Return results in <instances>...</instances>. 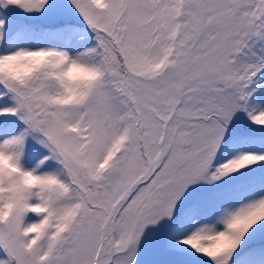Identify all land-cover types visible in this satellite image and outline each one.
<instances>
[{
	"label": "snow or ice",
	"instance_id": "6c2138e0",
	"mask_svg": "<svg viewBox=\"0 0 264 264\" xmlns=\"http://www.w3.org/2000/svg\"><path fill=\"white\" fill-rule=\"evenodd\" d=\"M0 264H264V0H0Z\"/></svg>",
	"mask_w": 264,
	"mask_h": 264
}]
</instances>
